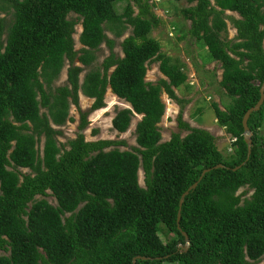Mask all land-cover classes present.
<instances>
[{
    "label": "trees",
    "instance_id": "obj_1",
    "mask_svg": "<svg viewBox=\"0 0 264 264\" xmlns=\"http://www.w3.org/2000/svg\"><path fill=\"white\" fill-rule=\"evenodd\" d=\"M175 1L188 4L181 10L191 22L188 34L223 70L220 87L233 101L213 109L232 139L228 156L214 135L181 117V133L162 141V96L183 103L176 90L189 84L185 66L150 36L162 23L150 0H0V13L12 17L10 23L0 17V264L264 259V103L248 122L249 159L243 127L264 83V0ZM228 20L237 30L234 40L226 36ZM79 25L82 48L76 50ZM103 44L110 55L98 65ZM118 45L123 56L115 52ZM154 62L164 78L147 81ZM67 64V82L56 86ZM108 88L131 107L117 112L115 131L126 133L141 116L137 146L122 150L125 141H87V114L78 136L60 142V128L74 121L71 106L79 105L81 94L94 100L96 111L105 107ZM207 169L182 206L180 226L190 239L185 250L180 200ZM161 233L173 237L165 241Z\"/></svg>",
    "mask_w": 264,
    "mask_h": 264
},
{
    "label": "rangeland",
    "instance_id": "obj_2",
    "mask_svg": "<svg viewBox=\"0 0 264 264\" xmlns=\"http://www.w3.org/2000/svg\"><path fill=\"white\" fill-rule=\"evenodd\" d=\"M153 4V9L156 15L162 20L158 28L154 29L150 35L161 41L163 52L168 56L180 61L185 67L184 70L188 75L189 86H184L176 90L177 95L185 102L180 103L171 100L166 94H163L162 99L166 105V112L159 124L162 132V141H169L174 134L181 133L179 128V118L181 117L184 122H187L194 128L205 129L216 137V144L219 150L228 156L233 152L232 139L225 129L219 125L216 120L213 104H218L221 109L227 108L232 104V98L229 97L224 88L220 87L222 80L223 70L221 65L209 60V51L207 47L201 42L195 41L188 34L191 27L190 21H185L181 14V10L188 6L185 1L175 0H150ZM125 6V3L120 4L119 10ZM136 9V8H135ZM136 12L138 10L136 9ZM227 15L240 18L239 14L227 12ZM0 17H7V22L10 23L12 17L0 13ZM75 16L72 15L71 18ZM227 38L234 40L237 35V30L233 27L232 23L228 20ZM82 32V26H77V33L74 36L76 41V50L82 48L79 43V36ZM131 35V31H127L126 35L119 41ZM109 38L113 35L108 34ZM117 54L123 56L121 48L118 45L115 49ZM110 55V49L107 44H103L97 53L98 59L96 64L100 65L105 58ZM79 65V64H77ZM68 64L65 66L60 78L56 81V86L66 84L68 75ZM85 73L81 76L83 78ZM164 75L160 72V63L154 62L148 65L147 81L155 82ZM190 78L194 80V85L190 84ZM190 80V81H189ZM94 104L93 99L86 98L81 94L79 105L71 106L70 118L74 121H69L65 126L60 128L63 135L59 137V141L66 143L68 140L75 139L78 136L79 127L81 125L82 114H87L88 125L84 129L83 134L87 141L99 140H112V141H125L127 145L122 147V150H130L137 146L136 143V127L138 122L142 119L141 116H136L131 124V127L126 133H119L112 127V121L117 112L128 108L130 105L124 100L120 99L112 93L108 88L105 96V107L100 110H92ZM98 129L99 133L94 135V130ZM260 132L264 135V121ZM188 132H182V136L187 135ZM28 172V170H24ZM140 184L145 186V174L141 169L139 172ZM241 190L239 193L243 192ZM252 194L250 192L247 196ZM51 202L55 199L50 197ZM162 238L167 241L173 236L161 233ZM1 254V252H0ZM170 264V263H167ZM178 264V263H172ZM256 264H264V259Z\"/></svg>",
    "mask_w": 264,
    "mask_h": 264
},
{
    "label": "water",
    "instance_id": "obj_3",
    "mask_svg": "<svg viewBox=\"0 0 264 264\" xmlns=\"http://www.w3.org/2000/svg\"><path fill=\"white\" fill-rule=\"evenodd\" d=\"M260 93H261V98L259 100V102L256 104L255 107L251 108L250 110L247 111V113L245 114L244 118H243V127H244V140L245 142L247 143L248 145V159L250 157V154H251V151H252V132L249 128V125H248V122H249V119L251 117V115L255 112H258L263 103H264V83L263 85L261 86V89H260ZM131 107L129 106L128 109H130ZM225 166L224 165H218L215 167V169H221V168H224ZM238 168L234 169V171H236ZM210 172V169H207V170H204L203 173L201 174L199 180L194 183L183 195H182V198L180 200V209H179V212H178V218H177V224H178V229L182 232V229H181V226H180V221H181V212H182V206H183V203L185 201V198L190 194L191 191L195 190L197 188V186L199 185V183L203 180L204 176ZM183 236L185 237V240H186V245L185 247H183V249L185 250H188L189 246H190V239H189V236L185 233V232H182ZM145 259V258H143ZM138 258H135L133 260V264H136Z\"/></svg>",
    "mask_w": 264,
    "mask_h": 264
},
{
    "label": "crops",
    "instance_id": "obj_4",
    "mask_svg": "<svg viewBox=\"0 0 264 264\" xmlns=\"http://www.w3.org/2000/svg\"><path fill=\"white\" fill-rule=\"evenodd\" d=\"M190 80H193V79H192V78H190ZM190 80H189V81H190ZM191 82H193V83H194V80H193V81H190V84H191Z\"/></svg>",
    "mask_w": 264,
    "mask_h": 264
},
{
    "label": "built area",
    "instance_id": "obj_5",
    "mask_svg": "<svg viewBox=\"0 0 264 264\" xmlns=\"http://www.w3.org/2000/svg\"><path fill=\"white\" fill-rule=\"evenodd\" d=\"M191 85H194V83H193V82H191Z\"/></svg>",
    "mask_w": 264,
    "mask_h": 264
}]
</instances>
